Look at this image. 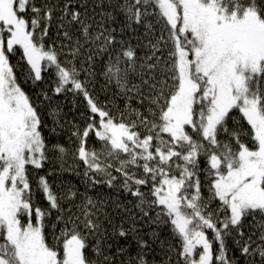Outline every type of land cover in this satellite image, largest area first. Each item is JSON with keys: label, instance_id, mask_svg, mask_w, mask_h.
<instances>
[{"label": "snow or ice", "instance_id": "obj_1", "mask_svg": "<svg viewBox=\"0 0 264 264\" xmlns=\"http://www.w3.org/2000/svg\"><path fill=\"white\" fill-rule=\"evenodd\" d=\"M0 264H264V0H0Z\"/></svg>", "mask_w": 264, "mask_h": 264}]
</instances>
